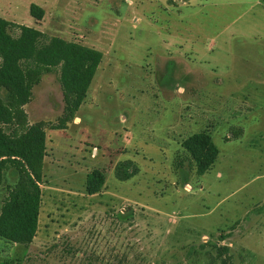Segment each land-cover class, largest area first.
<instances>
[{"label": "rangeland", "instance_id": "obj_1", "mask_svg": "<svg viewBox=\"0 0 264 264\" xmlns=\"http://www.w3.org/2000/svg\"><path fill=\"white\" fill-rule=\"evenodd\" d=\"M0 18L103 56L78 125L45 130L34 239H0V264H264V0H0ZM32 92L29 123L54 125L56 73ZM202 132L218 154L198 176L181 144Z\"/></svg>", "mask_w": 264, "mask_h": 264}, {"label": "trees", "instance_id": "obj_2", "mask_svg": "<svg viewBox=\"0 0 264 264\" xmlns=\"http://www.w3.org/2000/svg\"><path fill=\"white\" fill-rule=\"evenodd\" d=\"M29 14L39 21L44 10L31 4ZM102 57L94 49L0 18V186L7 173L16 175L15 183L6 185L1 200V240L21 246L32 243L41 202L39 183L46 156L45 130H64L73 122ZM51 73H56L61 90V115L54 125L44 121L30 124L24 106L33 99V88ZM181 148L194 162L198 176L210 169L218 154L211 137L204 132L189 136ZM182 163L178 160V166ZM129 165L115 166L117 180L125 181L135 174V169L125 170ZM103 180L97 170L87 175L86 194H97Z\"/></svg>", "mask_w": 264, "mask_h": 264}, {"label": "crops", "instance_id": "obj_3", "mask_svg": "<svg viewBox=\"0 0 264 264\" xmlns=\"http://www.w3.org/2000/svg\"><path fill=\"white\" fill-rule=\"evenodd\" d=\"M78 122H79V117L77 116V113H76V117L75 119L73 120V122L71 123L72 126H77L78 125ZM228 138V137H227ZM229 141V140H228Z\"/></svg>", "mask_w": 264, "mask_h": 264}]
</instances>
